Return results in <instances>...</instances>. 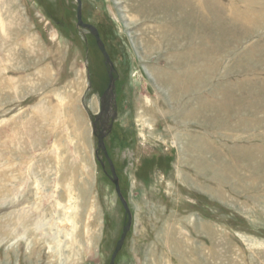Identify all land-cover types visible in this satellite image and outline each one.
<instances>
[{
  "label": "rangeland",
  "instance_id": "obj_1",
  "mask_svg": "<svg viewBox=\"0 0 264 264\" xmlns=\"http://www.w3.org/2000/svg\"><path fill=\"white\" fill-rule=\"evenodd\" d=\"M126 2L82 0L116 68L105 144L133 223L115 264H264V0H190L185 38L148 60L138 39L176 29L128 25ZM77 7L0 0V264H110L127 222L93 134L108 67ZM176 52L196 74L173 104L149 69Z\"/></svg>",
  "mask_w": 264,
  "mask_h": 264
},
{
  "label": "bare ground",
  "instance_id": "obj_2",
  "mask_svg": "<svg viewBox=\"0 0 264 264\" xmlns=\"http://www.w3.org/2000/svg\"><path fill=\"white\" fill-rule=\"evenodd\" d=\"M119 3L123 0H117ZM234 2V1H233ZM253 2V1H252ZM127 3V2H126ZM248 3V2H246ZM251 3V2H249ZM191 4L190 0H129L126 4V8L130 10V14L127 15L129 20L128 25H134L142 20H153L154 22H161L163 18L168 23L171 24L176 31H173V37H167L164 33V30L155 26L150 29L151 35H148L145 38L142 36L138 39L137 44L142 46L143 51L141 52L142 60H148L153 57L154 54L159 53L162 50V43L167 39H170L172 43L171 46H176L180 42L178 40L179 35H183L181 38H185L186 36V28L191 27L193 22L192 20V12H191ZM245 5V4H244ZM253 5V4H252ZM195 6V5H194ZM247 6V5H245ZM243 6V7H245ZM197 7V6H196ZM212 7V6H211ZM248 7V6H247ZM214 10V9H213ZM256 10V9H255ZM240 11V10H239ZM251 15V13H250ZM230 17V16H229ZM236 19V18H235ZM242 20V19H241ZM165 22V21H164ZM169 26V25H168ZM258 26V25H256ZM160 27V26H159ZM261 27V26H260ZM130 28V27H129ZM148 29V28H147ZM245 30V29H244ZM243 31V30H242ZM178 32V33H177ZM211 34V33H210ZM142 35V34H141ZM140 35V36H141ZM176 37V40L174 39ZM216 37V36H215ZM180 38V40H181ZM244 39V38H243ZM179 41V42H178ZM236 44V43H235ZM180 45V43H179ZM221 45V44H220ZM232 45V44H231ZM234 45V44H233ZM223 46V45H222ZM188 47V46H187ZM262 47V46H261ZM239 48V47H238ZM176 49H178L176 47ZM232 49V48H231ZM240 50V48H239ZM177 54V55H176ZM173 54L171 64L172 67L169 68H161V67H152L149 69V75L154 79L156 85L159 87L161 91L164 92L165 96L171 101V103L176 104L181 99L183 100V96L190 93L192 88L190 87V78L188 79L189 83L186 82V78H188L192 73H195V69L185 68L186 58L189 57V54L186 53H178ZM192 55V54H190ZM206 55V54H205ZM162 57V55H160ZM192 58V57H190ZM201 58V56H200ZM204 58V57H202ZM206 58V57H205ZM158 59V58H157ZM156 60V59H155ZM189 60V59H188ZM159 61V60H158ZM164 61V60H163ZM166 61V60H165ZM160 63V62H159ZM212 63V62H210ZM188 65V64H187ZM195 65V64H194ZM165 66V65H164ZM189 67V66H188ZM198 68V67H197ZM242 68V67H241ZM238 70V69H237ZM198 71V70H197ZM210 71V70H209ZM241 71V70H240ZM211 73V72H210ZM196 74V73H195ZM200 76V75H199ZM203 76V75H202ZM200 79V78H199ZM197 80V78H196ZM208 80V79H207ZM199 82V80H198ZM202 83V82H201ZM212 84V83H211ZM210 85V84H209ZM208 85V86H209ZM213 85V84H212ZM211 86V85H210ZM212 88V87H211ZM193 91V90H192ZM193 93V92H192ZM215 93V92H214ZM217 94V92H216ZM195 95V94H194ZM219 96V95H218ZM167 99V100H168ZM193 99V98H192ZM190 99V100H192ZM201 99V98H200ZM181 100V101H182ZM144 101V100H143ZM180 101V102H181ZM199 101V100H198ZM221 101V100H220ZM194 102V101H193ZM203 102V101H201ZM207 102V101H206ZM141 103V102H140ZM145 104V101H144ZM185 104V103H184ZM146 105V104H145ZM157 105V104H156ZM171 105V104H170ZM183 105V104H181ZM194 106V105H193ZM224 106V105H223ZM140 107H142L140 105ZM172 107V106H171ZM190 107V106H189ZM225 107V106H224ZM170 108V107H169ZM175 108V107H174ZM182 108V107H181ZM221 108V107H220ZM184 109V108H183ZM179 110V109H178ZM182 110V109H181ZM197 110V109H196ZM171 111V109L169 110ZM145 112V111H144ZM166 112V111H165ZM168 112V111H167ZM182 112V111H181ZM150 113V112H149ZM171 113V112H170ZM177 115V112H175ZM182 114V113H181ZM206 114V112H205ZM152 116H154L152 114ZM206 116V115H205ZM180 117V115H179ZM184 118V117H183ZM215 118V116L213 117ZM187 119V118H186ZM197 119V117H196ZM206 119H208L206 117ZM205 119V120H206ZM216 120V119H215ZM183 122V120H182ZM211 123V121H210ZM206 124V123H205ZM204 124V125H205ZM216 124V123H215ZM219 125V124H218ZM202 126V125H201ZM222 129V128H221ZM221 132V131H220ZM201 138V137H200ZM199 146V144H198ZM216 147V146H215ZM211 149V148H210ZM185 150V148H183ZM243 150V149H242ZM219 152V151H218ZM221 152V151H220ZM240 152V151H239ZM243 155V154H242ZM208 156V155H207ZM211 156V155H210ZM208 175V174H207ZM209 176V175H208ZM212 178V177H211ZM213 181V180H212ZM217 181V180H216ZM213 189V188H212ZM214 190V189H213ZM220 191L217 190V192ZM221 193V192H220Z\"/></svg>",
  "mask_w": 264,
  "mask_h": 264
},
{
  "label": "water",
  "instance_id": "obj_3",
  "mask_svg": "<svg viewBox=\"0 0 264 264\" xmlns=\"http://www.w3.org/2000/svg\"><path fill=\"white\" fill-rule=\"evenodd\" d=\"M76 1L78 3L77 26L80 29L83 28V29L90 31V33L95 37L96 42L98 44V47L104 56L105 64L108 67L109 83H108L106 90L104 91V93L101 96V110H100V113L97 115V119L104 117L105 119L110 120V123L105 124L103 126V130L98 131V129L96 128V123L93 122V134L98 139L99 149H101L103 151L106 159L109 162L110 170L112 173V181L116 186V191L119 195V198H120V200H121V202L125 208L126 214H127V222L123 227V232H122L121 238L116 245V248L112 254L111 261H110V264H115L117 255L121 251V249L124 245L125 239L127 237V234L130 231V229L132 227V223H133V215H132L131 209L128 205L127 200L122 195L120 183H119V177L117 175L113 161L109 157L107 147L105 144V138L112 131L113 124H114V122L117 118V115H118L117 101H116V94H115V86H116L115 85V83H116L115 72H116V68H115L114 62L112 61V59H111V57H110V55L106 49L105 43L103 42L101 35H100V32L97 29V27H95L93 24L86 23L83 21L82 0H76ZM104 166L105 165L103 164V167Z\"/></svg>",
  "mask_w": 264,
  "mask_h": 264
},
{
  "label": "flooded vegetation",
  "instance_id": "obj_4",
  "mask_svg": "<svg viewBox=\"0 0 264 264\" xmlns=\"http://www.w3.org/2000/svg\"><path fill=\"white\" fill-rule=\"evenodd\" d=\"M94 122L96 123V128L98 129V131H100V130H103V126L105 124L110 123V120L105 119L104 117H101L99 119L96 118Z\"/></svg>",
  "mask_w": 264,
  "mask_h": 264
}]
</instances>
